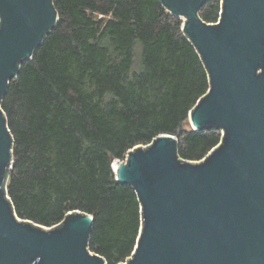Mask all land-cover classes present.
Segmentation results:
<instances>
[{"label": "trees", "instance_id": "1", "mask_svg": "<svg viewBox=\"0 0 264 264\" xmlns=\"http://www.w3.org/2000/svg\"><path fill=\"white\" fill-rule=\"evenodd\" d=\"M60 19L3 98L14 136L7 180L17 214L60 225L79 209L94 216L89 246L107 264L132 255L142 226L136 190L116 180L114 159L161 133L179 155L202 159L220 130L185 128L210 87L208 71L161 0H54ZM221 0L201 9L217 22Z\"/></svg>", "mask_w": 264, "mask_h": 264}, {"label": "water", "instance_id": "2", "mask_svg": "<svg viewBox=\"0 0 264 264\" xmlns=\"http://www.w3.org/2000/svg\"><path fill=\"white\" fill-rule=\"evenodd\" d=\"M208 1L161 0L209 74L188 123L222 138L200 160L181 158L173 133L113 160L142 209L123 264H264V0H221L217 22L201 16ZM59 19L54 0H0V264H107L89 246L92 214L76 209L46 227L20 217L7 193L14 136L2 101Z\"/></svg>", "mask_w": 264, "mask_h": 264}, {"label": "rangeland", "instance_id": "3", "mask_svg": "<svg viewBox=\"0 0 264 264\" xmlns=\"http://www.w3.org/2000/svg\"><path fill=\"white\" fill-rule=\"evenodd\" d=\"M185 128H187V129H190L191 128V126H190V124L188 123V121H187V123L185 124ZM220 133L222 134L223 132L220 130ZM143 146H146V144H142ZM46 227H49V226H46ZM91 249V248H90ZM93 251V250H92ZM93 252H95V251H93Z\"/></svg>", "mask_w": 264, "mask_h": 264}]
</instances>
